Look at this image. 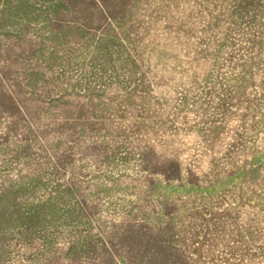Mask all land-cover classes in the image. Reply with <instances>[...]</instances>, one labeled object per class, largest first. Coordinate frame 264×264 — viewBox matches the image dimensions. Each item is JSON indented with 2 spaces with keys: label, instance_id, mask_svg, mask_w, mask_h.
Listing matches in <instances>:
<instances>
[{
  "label": "rangeland",
  "instance_id": "obj_1",
  "mask_svg": "<svg viewBox=\"0 0 264 264\" xmlns=\"http://www.w3.org/2000/svg\"><path fill=\"white\" fill-rule=\"evenodd\" d=\"M0 264H264V0H0Z\"/></svg>",
  "mask_w": 264,
  "mask_h": 264
}]
</instances>
